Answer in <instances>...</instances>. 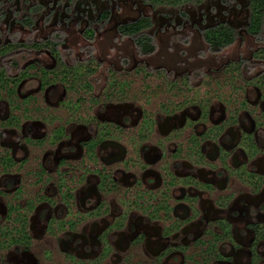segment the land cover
Wrapping results in <instances>:
<instances>
[{
	"label": "flooded vegetation",
	"instance_id": "obj_1",
	"mask_svg": "<svg viewBox=\"0 0 264 264\" xmlns=\"http://www.w3.org/2000/svg\"><path fill=\"white\" fill-rule=\"evenodd\" d=\"M0 264H264V0H0Z\"/></svg>",
	"mask_w": 264,
	"mask_h": 264
}]
</instances>
